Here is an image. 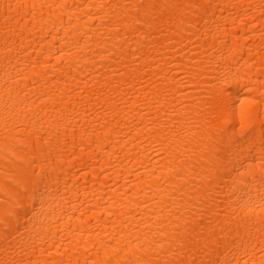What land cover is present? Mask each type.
Returning <instances> with one entry per match:
<instances>
[{"label":"bare ground","instance_id":"obj_1","mask_svg":"<svg viewBox=\"0 0 264 264\" xmlns=\"http://www.w3.org/2000/svg\"><path fill=\"white\" fill-rule=\"evenodd\" d=\"M0 264H264V0H0Z\"/></svg>","mask_w":264,"mask_h":264}]
</instances>
